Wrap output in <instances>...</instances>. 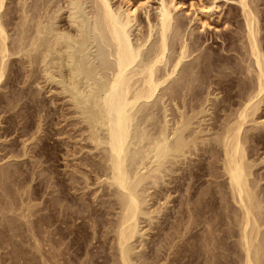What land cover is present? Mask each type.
Listing matches in <instances>:
<instances>
[{"label":"bare ground","instance_id":"1","mask_svg":"<svg viewBox=\"0 0 264 264\" xmlns=\"http://www.w3.org/2000/svg\"><path fill=\"white\" fill-rule=\"evenodd\" d=\"M221 2L226 10L220 16ZM13 3L7 13L12 24L9 31L6 29L9 23L3 19L4 0H0V82L11 56L24 57L29 68L41 73L45 83L57 80L58 90L67 94L68 106L79 118V141L88 146L90 153H87L91 155L89 160L82 159L80 190L88 191L95 197L96 205H100L63 206L60 198L66 192L58 187L56 195L44 197V212L35 220L29 218L28 210L21 213L22 220L30 225L40 223L43 228L45 264H54L52 260L59 256L62 259V262L58 259L59 264L72 260L62 250L51 251L62 244L66 250L73 247L75 254L84 249L85 253H91L90 229L92 242L100 239V235L95 237L99 231L103 232L104 240L109 235L113 264H136L135 242L143 236L139 234L140 216L149 215L150 211L144 205L162 186L172 185L173 191L179 192L177 188L185 179L191 180L190 184L186 183L185 193L182 192L186 201L196 191L201 197L229 195L227 199L235 205L230 210L234 211L232 226L236 229H232L236 230L233 235L239 251L238 263L264 264L263 197L259 195L260 179L253 175L254 163L248 159L246 147V142L258 135L256 131L250 135L245 133V124L264 123L256 120L264 99V0H195L192 3L190 0L186 8L179 7L180 0H154L153 4L150 0H119L118 3L15 0ZM188 8L191 15L187 17L184 13ZM214 14L223 30L213 34L207 19ZM209 40L216 46H207ZM218 89L223 91L219 92L221 95L215 93ZM235 98L237 104L229 107L219 130L210 136L204 135L213 126L210 123L208 128L205 126L206 130L202 128L206 117L203 105L211 101L218 110L222 102H232ZM206 157L212 159L207 167L203 162ZM205 174L213 177L216 189L208 186L197 190ZM7 177L1 169L0 178L5 181ZM92 185L96 187L91 188ZM102 205L107 206V214L110 209L114 210L113 218L98 219ZM67 234L72 236L63 242ZM208 234L214 231L209 230ZM101 256L108 257L104 253L93 259L91 253L87 261L95 264Z\"/></svg>","mask_w":264,"mask_h":264},{"label":"rangeland","instance_id":"2","mask_svg":"<svg viewBox=\"0 0 264 264\" xmlns=\"http://www.w3.org/2000/svg\"><path fill=\"white\" fill-rule=\"evenodd\" d=\"M112 1L115 3L119 2V0L117 1L112 0ZM194 1L195 0H191V3ZM13 2H15V0H4V6H3L4 9H2L4 11L3 19L6 20V22L8 23L9 21H8L7 13L10 11L11 6L13 7L14 5ZM150 2L153 4L154 0H150ZM189 2L190 0H180L179 7L186 8ZM219 4H220L219 8H221V12L219 13V15L221 16L225 12L226 6L224 3L222 5V2ZM189 11L190 10L188 8L187 11L184 13V14L187 13V17L191 15V11L190 12ZM19 13L20 12H18V14ZM216 16L217 14H214L211 16V18L207 19V21L211 25L210 28H213L211 30L213 34L215 33L214 31L219 32L223 30V25L218 21L216 22ZM10 28H12V24L11 23L6 24V29L9 30ZM210 41L211 40L206 42L207 46H210V47L216 46L215 43L213 44L209 43ZM202 46L205 47V44H203ZM15 57L16 56H11L9 58L7 62L5 76L3 77L4 79L1 80L0 82V172L2 169L6 173V177L8 176L5 181H4V178L3 180L2 178H0L1 180L0 185L2 186V187L0 186V192H1L0 193V205L3 203L0 206V264H19V263L20 264H45V261H44L45 251H43L45 249V246H44V240L42 239V234H43L42 226L40 225V223H35V222H32L30 225V223H28L27 221L25 222L24 220H22V217L20 215L22 212H26L28 210V212L31 213V216L29 218H31V220H35V218L38 217V215H40L42 211L44 212L43 202H42L44 197L47 195H52V196L56 195L57 194L56 190L58 187L62 188L64 192H66L67 194V196L66 194L64 196L61 195L60 200L63 206L71 205L70 208L71 207L79 208L80 205H84V204L90 205V203L91 205L95 206L96 205V202L94 201L95 197H93V195H91L86 190H85L86 192L84 191L83 193V191L80 190L82 189L81 187L83 183L82 185L81 183H79V182H82L81 173H79V170L81 169V167H83L81 166V163L84 160L91 158L89 157L91 155L89 154L90 152L87 149L88 146L87 145L85 146L82 142L79 141L80 140L79 131H78L80 127V123L78 120L79 118L73 115L72 112L74 111V109L68 106L70 104L69 103L70 101L66 98L67 94L62 93L58 90L59 83L57 82V80L51 83H45L44 81H42L43 78L41 76V73L36 68H31V67L29 68V66L25 62L26 60L24 57H20V58L18 57L15 58ZM56 90H58V92ZM219 92L223 93V91H220V89H218V92L217 90L215 91V93H218L221 95L222 93H219ZM201 99L202 98H200V100ZM198 103H199L198 101L197 103L194 102V104L196 105ZM261 103L263 104L260 105L261 108L256 114L257 116L256 120L258 119L257 120L258 122L264 120V99ZM177 104L180 105L181 103L178 102ZM236 104H237V98H235L232 102H227V101L222 102L220 104L221 108H218L217 110L216 107L214 108L215 104H212L211 101H207L203 105L205 109V112L203 113V115L206 114L205 115L206 117L202 115L203 118L205 117L204 118L205 121L203 120L201 125H202V128H204L205 130L207 126H210L208 125L210 123H212L213 127L212 129H210V131H205V132L203 131L204 133L203 132L202 133L204 135L207 134V136H210L214 134L215 131L219 130L220 128L219 126H221L219 124L223 122L221 120H223L225 113L228 112L227 111L228 109L236 106ZM210 111L212 113H210ZM214 111L217 112L216 116L213 113ZM207 117H209L210 119ZM252 124L254 123L249 122V124L248 123L245 124L246 125L245 133L247 135H250V133H252L253 131L254 132L256 131V135L258 136L255 140H248L246 142L247 144L246 147L248 146L247 147L248 150L247 149L246 150L248 153L247 154L248 159L254 163V166L252 167L253 175L256 176L257 179H260L259 185H258L259 195L260 197L262 196L264 199V131H263L264 123L263 125L262 123H255L254 125ZM256 124L258 125L260 124V125L257 126V128H255ZM256 129L257 130L259 129V130L257 131ZM247 132H249V134ZM211 143H213V141H211ZM205 156H206V153H205ZM84 157H86V159H84ZM211 161H212L211 158L206 157V159H204L203 162L206 166ZM218 164L219 162L217 163V165ZM57 177H59L60 179ZM76 179L77 180L79 179V181H76ZM201 179H202L201 180L202 183L199 184V187L197 189L198 191H200L204 187L206 188L208 186L210 187L214 186V182L212 183L213 177H211L210 175L205 174L204 177L203 176L201 177ZM188 182L190 184L191 180L185 179L182 181V184L180 185V187L177 188L179 189V192L178 190H175L176 192H174L173 189L171 188L172 185H169V187L162 186L161 189L156 192V195L152 196L150 201H148V203L145 204L147 208L144 205V209H148L146 211H149V210L150 211L148 213L149 215L140 216V218L142 219H141V225H140L141 227L139 229V234L141 233L140 236L142 235L143 236L140 237L141 240L138 238L137 242H135L136 248L134 249L133 253H134V256L137 257L136 259L138 262L136 261V264H146V263L147 264H150V263L151 264H209V262L210 264H239L238 262L240 260L238 258L239 256H237L239 254V251H238V247L236 244V236L233 235V232L235 233L236 231L233 229L234 228L236 229V226L234 225L232 226L233 224L232 216L234 214V211L233 212L231 211L235 209L234 203L230 200V198L229 200L227 199L229 195H210L212 197H215V199L211 198L210 200L209 198L210 196L202 195L201 197V195L197 194L198 193L197 191L194 193V195L190 196L191 198L188 197V200L186 201V199H184L185 195L183 194L185 193V189L187 188L186 183L188 185ZM94 187L96 186L95 185L91 186V188H94ZM213 188L216 189L217 187L215 188L214 186ZM85 193L87 195H85ZM222 196H225L226 199L225 197L223 198ZM102 198L106 199V197H102ZM202 199L203 200L207 199L206 201L208 203L211 202L213 204L211 203L208 204L206 201H202ZM263 199H262V205H263V212H264V200ZM96 200H100V198H97ZM227 200L229 202H227ZM179 201H181L182 204ZM77 202L78 204H76ZM226 202L229 203L228 204L229 211L226 208L228 206L224 207L225 209L222 207L223 205L224 206L227 205ZM189 203L191 206L189 205ZM183 204H185V206L187 204V206L191 208L187 206L184 208ZM195 204H197V206ZM76 205H79V207ZM99 206L100 205L98 204L96 205V207H99ZM104 206L105 207H103L102 205V207L100 208L102 212H100L101 214L99 213L98 219L105 221V219L107 220L108 218H113L111 217L112 216L111 213H113L114 210L110 209L111 210L110 213L107 214L105 212L107 209L106 208L107 206L106 205ZM192 206H196V207H192ZM200 206L203 207V210H201L202 207L200 209ZM183 208L185 210H183ZM204 210H206L207 213L204 212ZM155 211L158 213H156ZM189 211L190 213H188ZM201 211L203 214L200 213ZM223 212H224V215H223ZM182 214L183 216H181ZM191 216H193V218H191ZM177 218L181 220L176 221ZM227 218H230V219H227ZM191 219L192 221H190ZM215 219L217 220L215 221ZM218 220L220 223L218 222ZM187 221L189 224L188 223L186 224ZM184 223L186 224L185 226H184ZM18 225L20 226L18 227ZM173 226H175V228L177 227V229H175ZM228 227H230L231 230ZM209 230L210 231L213 230L214 234H211V235L208 234ZM90 231L92 230L91 229L89 230L88 240L89 242L90 241L91 242H90V246L88 249L91 251L92 256L94 255L93 259L95 258L96 255H104V253L108 255L107 258H104L103 256L97 258V262L95 264H113L112 256H111L112 254L110 255V253H113V251H111L112 250L111 249L112 240L111 239L109 240V235H106L107 239L104 240V236H102L101 234L103 232L99 231L100 233H96L95 237L98 236L99 238V235H100V239H98V242L97 241L92 242L91 240L92 232ZM228 231H229V234H228ZM90 234H91V237H90ZM188 235L190 236L189 238L191 239L187 238ZM33 236L37 237L38 241L35 240V237ZM71 236L72 235L67 234L64 237L65 239L63 242H67ZM211 236L214 237L217 241L213 240L214 238L212 239ZM218 236H219V239H218ZM200 237H201V240L199 239ZM202 237L204 240L202 239ZM207 237L209 239L211 238L215 244L212 242L211 239H210L211 241H208ZM7 240L8 241L10 240V242H8ZM101 240H104V241H101ZM223 241L225 242L223 243ZM179 245H180V248H179ZM30 246L32 247L29 248ZM200 246L201 247L203 246V247L201 248ZM55 247L57 248L55 249ZM218 247H219V250L217 249ZM211 248L213 249L211 250ZM55 250L56 251L62 250L63 252H66V256L67 254L70 255L69 259H72V260H68L67 264H93V262L87 261L91 253H88V254L85 253L86 252L84 251L85 249L83 250V252L79 251V253L75 254L73 252V247L68 248V250H66L64 244H62L60 246H54L53 250L51 249V251L56 252ZM205 253L209 255L207 256ZM202 254L203 255L205 254L204 257H202L203 256ZM212 254L214 255L213 257H212ZM59 257L58 259L60 260V262H62V259ZM58 259L57 260L55 259L56 261L54 259L52 260L54 264L58 262ZM60 262H58L57 264H59ZM211 262H214V263H211Z\"/></svg>","mask_w":264,"mask_h":264}]
</instances>
